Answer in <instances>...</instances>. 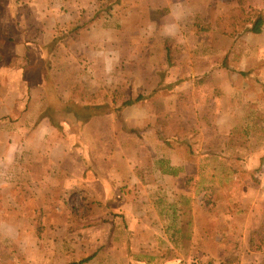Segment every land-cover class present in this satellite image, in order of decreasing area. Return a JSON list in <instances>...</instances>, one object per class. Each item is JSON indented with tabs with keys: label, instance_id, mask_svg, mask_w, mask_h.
Instances as JSON below:
<instances>
[{
	"label": "crops",
	"instance_id": "0c3cea01",
	"mask_svg": "<svg viewBox=\"0 0 264 264\" xmlns=\"http://www.w3.org/2000/svg\"><path fill=\"white\" fill-rule=\"evenodd\" d=\"M249 24L236 0H0V264H264V25ZM74 88L160 98L129 120H160L147 150L91 129L116 111L84 115Z\"/></svg>",
	"mask_w": 264,
	"mask_h": 264
},
{
	"label": "rangeland",
	"instance_id": "374dc122",
	"mask_svg": "<svg viewBox=\"0 0 264 264\" xmlns=\"http://www.w3.org/2000/svg\"><path fill=\"white\" fill-rule=\"evenodd\" d=\"M247 16V14H244V16ZM13 59H10L9 62L7 63H11ZM4 64L6 62H3L1 57H0V64ZM16 63V61H15ZM64 75L66 76V74L64 73ZM127 76H130L129 73H117L116 72V81L119 80L120 77H122L123 79L121 80H127ZM74 77V76H73ZM72 78V77H71ZM161 79H163L162 77H160ZM74 80H77V78L74 77ZM88 89V90H87ZM4 91V90H2ZM93 90H91L90 88H74L72 90V94L73 96L79 97L85 101H87V103L89 105H83L82 106V110L81 112L86 116H94L95 113H105L109 110L115 109L116 111V118L112 119H104V120H100V121H96V120H88L89 126L91 129L96 130V129H100L104 131L110 130V129H120V133L116 134V146L118 145H122V147L124 148L126 145L129 147L130 144L133 145L134 147H137V149L139 150L137 155L140 153V150H142L143 152L146 151V146L149 145V141H147V139H145L144 137L146 135H143L145 131H148V129L150 130V128L153 127V130H157V126L159 124H161L160 120L157 119V121H148L147 122V126L143 127V121L140 122L142 123V125H138V127H143V129L141 128H135V129H129L132 124H135L132 121V119L138 118L139 113L142 114L146 111H148L149 109H151V107H156V109H161L160 107H165L164 103L162 102V100L158 97H156L154 99V104L153 106H148L144 104V97H142L146 92H144L145 90H133L130 88H124V89H120V88H116L115 92H113L110 89H105L100 91L99 93H97L96 95H91V92ZM155 92V90L153 91ZM87 93H89L90 95H86ZM157 93V92H156ZM159 94V93H158ZM157 94V95H158ZM139 96L138 101H135L133 104L129 105V106H124L123 103L126 101H130L133 102L134 100H136L135 98ZM159 96V95H158ZM113 99L115 100L116 103L112 104L109 103L110 101L112 102ZM141 101V102H140ZM139 102V103H138ZM186 105L185 107L183 106L181 108V110H185L187 111V113H185V116L191 117L192 116V106L189 103V101L184 102ZM189 112V113H188ZM117 114H121L120 116H117ZM87 122V121H86ZM138 122V124H140ZM181 124H183V128H180L183 133H187V134H192L194 133V129L197 127V122H195L194 120H186V121H182ZM129 129V131H131V133L134 131H138V134H136V140L135 143L132 144L129 140V137L126 135V131ZM150 132V131H149ZM157 132V131H156ZM137 133V132H136ZM193 138H195V136H193ZM101 143L105 144L106 138L99 137L97 138ZM109 144H111V137L109 138ZM120 141V142H119ZM156 141H160V136H158L156 138ZM128 142V143H127ZM126 144V145H125ZM131 147V146H130Z\"/></svg>",
	"mask_w": 264,
	"mask_h": 264
},
{
	"label": "trees",
	"instance_id": "16d2710c",
	"mask_svg": "<svg viewBox=\"0 0 264 264\" xmlns=\"http://www.w3.org/2000/svg\"><path fill=\"white\" fill-rule=\"evenodd\" d=\"M250 0H236V2L244 8V14H246L245 6L247 7V16L250 17V24L249 27L246 28V30L253 34H258L261 32V28L264 25V14L261 11L255 10L251 6H248ZM167 63L168 65H171V58L169 55L167 56ZM133 102L126 101L123 103L124 106H129L133 104L135 101H138L139 96L135 98Z\"/></svg>",
	"mask_w": 264,
	"mask_h": 264
}]
</instances>
